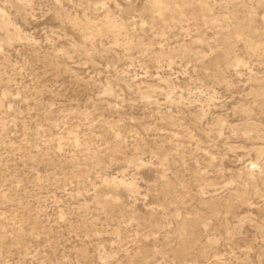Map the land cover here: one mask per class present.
<instances>
[{"label": "rangeland", "instance_id": "1", "mask_svg": "<svg viewBox=\"0 0 264 264\" xmlns=\"http://www.w3.org/2000/svg\"><path fill=\"white\" fill-rule=\"evenodd\" d=\"M0 264H264V0H0Z\"/></svg>", "mask_w": 264, "mask_h": 264}]
</instances>
